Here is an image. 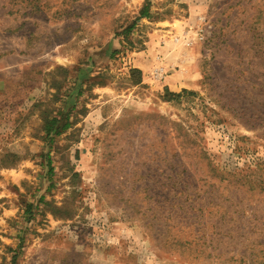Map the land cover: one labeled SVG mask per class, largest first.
I'll use <instances>...</instances> for the list:
<instances>
[{"label":"rangeland","instance_id":"rangeland-1","mask_svg":"<svg viewBox=\"0 0 264 264\" xmlns=\"http://www.w3.org/2000/svg\"><path fill=\"white\" fill-rule=\"evenodd\" d=\"M5 60L0 264H264V0H0Z\"/></svg>","mask_w":264,"mask_h":264},{"label":"crops","instance_id":"crops-1","mask_svg":"<svg viewBox=\"0 0 264 264\" xmlns=\"http://www.w3.org/2000/svg\"><path fill=\"white\" fill-rule=\"evenodd\" d=\"M123 40L121 38H113L109 40L102 48L103 54L107 56H111L112 53L120 50L122 48ZM157 45V43H156ZM157 51H161V47L157 48ZM146 52V53H145ZM143 52V56L135 58L134 63H138V65L134 64V67H138L143 74L144 73H150L152 72V69L154 67L153 61H154V54L156 53L155 51H145ZM17 57H22L20 51L17 53ZM20 59V58H18ZM27 67V61H22V62H10L8 60H5L4 62H0V96H3L6 94L11 86H25V80L24 78H19L17 75V72L21 69H25ZM165 70V68H163ZM17 71V72H16ZM22 80L24 82H22ZM178 81V80H177ZM166 87H178L177 82L175 80L171 79L168 80V82L165 84ZM2 117V110L0 109V126L4 125V121L1 120ZM2 127H0V130Z\"/></svg>","mask_w":264,"mask_h":264},{"label":"trees","instance_id":"trees-1","mask_svg":"<svg viewBox=\"0 0 264 264\" xmlns=\"http://www.w3.org/2000/svg\"><path fill=\"white\" fill-rule=\"evenodd\" d=\"M144 15H147L146 14V12L144 13ZM130 69V73L131 74H139V78H138V80H137V82L136 83H140L141 81H142V71L140 70V69H137V68H129ZM56 120H55V118H53L52 119V121H51V124H54V122H55ZM51 128H49V130H50Z\"/></svg>","mask_w":264,"mask_h":264},{"label":"built area","instance_id":"built-area-1","mask_svg":"<svg viewBox=\"0 0 264 264\" xmlns=\"http://www.w3.org/2000/svg\"><path fill=\"white\" fill-rule=\"evenodd\" d=\"M197 37H198V40L205 39V36H204V33H203V29L199 30V32L197 33ZM155 74L158 77L160 75V71H156Z\"/></svg>","mask_w":264,"mask_h":264}]
</instances>
